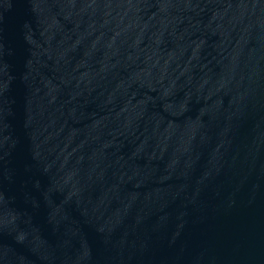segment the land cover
Returning a JSON list of instances; mask_svg holds the SVG:
<instances>
[{"label": "water", "instance_id": "1", "mask_svg": "<svg viewBox=\"0 0 264 264\" xmlns=\"http://www.w3.org/2000/svg\"><path fill=\"white\" fill-rule=\"evenodd\" d=\"M0 264H264V0H0Z\"/></svg>", "mask_w": 264, "mask_h": 264}]
</instances>
